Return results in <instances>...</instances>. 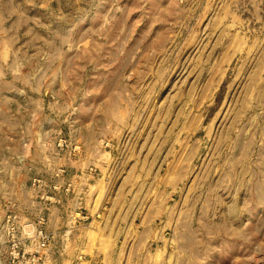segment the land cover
<instances>
[{"label":"rangeland","instance_id":"obj_1","mask_svg":"<svg viewBox=\"0 0 264 264\" xmlns=\"http://www.w3.org/2000/svg\"><path fill=\"white\" fill-rule=\"evenodd\" d=\"M0 87V264L69 163L112 213L100 264H264V0H0Z\"/></svg>","mask_w":264,"mask_h":264},{"label":"crops","instance_id":"obj_2","mask_svg":"<svg viewBox=\"0 0 264 264\" xmlns=\"http://www.w3.org/2000/svg\"><path fill=\"white\" fill-rule=\"evenodd\" d=\"M1 82L5 80L1 78ZM7 94L0 87V111L3 110L2 102L8 99ZM88 167L81 163L67 164L71 188L63 185L59 186L60 189L57 186L50 187L49 183V189L43 191L38 198L34 196L33 200L25 201L27 205L33 204V208L37 209L33 219L41 214L45 217L50 234V252L41 249L39 252L50 257L52 264H70L79 253L90 257L100 256L102 260L113 262L112 258L109 259V254L112 252L114 233L109 229L112 222L108 221L112 213L103 211L104 202L99 197L97 199L98 189L96 192L92 190L99 181H90ZM26 248L31 249L30 252L35 250L34 247Z\"/></svg>","mask_w":264,"mask_h":264},{"label":"built area","instance_id":"obj_3","mask_svg":"<svg viewBox=\"0 0 264 264\" xmlns=\"http://www.w3.org/2000/svg\"><path fill=\"white\" fill-rule=\"evenodd\" d=\"M45 217L41 214L32 220L15 219V215H7L4 220V239L3 246L8 247L7 254L10 256L11 264H29L31 258H26L28 252L25 243L36 245L33 254L40 251V247L45 245L49 239L50 234L44 230ZM85 256V255H84ZM82 253L77 254L70 264H100L99 260L94 257H84ZM16 260V261H15ZM33 261L36 260L33 258ZM34 264V263H30Z\"/></svg>","mask_w":264,"mask_h":264}]
</instances>
